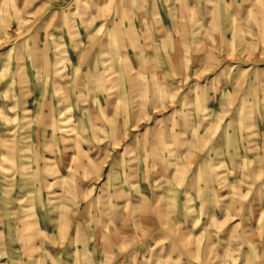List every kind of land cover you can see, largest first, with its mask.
<instances>
[{"label":"rangeland","instance_id":"obj_1","mask_svg":"<svg viewBox=\"0 0 264 264\" xmlns=\"http://www.w3.org/2000/svg\"><path fill=\"white\" fill-rule=\"evenodd\" d=\"M0 264H264V0H0Z\"/></svg>","mask_w":264,"mask_h":264},{"label":"crops","instance_id":"obj_2","mask_svg":"<svg viewBox=\"0 0 264 264\" xmlns=\"http://www.w3.org/2000/svg\"><path fill=\"white\" fill-rule=\"evenodd\" d=\"M172 197H174V195H171V198ZM182 208H180L179 206H176L175 208H174V210L172 211V213L173 212H176V214H183L184 212H183V210H181ZM178 242L180 243V244H182L183 245V243L181 242V240H178ZM171 244H172V241H171ZM167 247H169V242L167 243ZM226 255V254H225Z\"/></svg>","mask_w":264,"mask_h":264}]
</instances>
